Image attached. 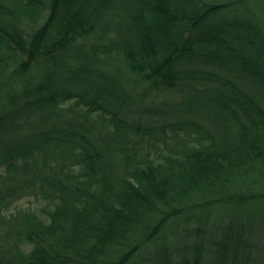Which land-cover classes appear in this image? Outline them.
I'll list each match as a JSON object with an SVG mask.
<instances>
[{"label": "trees", "instance_id": "16d2710c", "mask_svg": "<svg viewBox=\"0 0 264 264\" xmlns=\"http://www.w3.org/2000/svg\"><path fill=\"white\" fill-rule=\"evenodd\" d=\"M145 84L214 132L141 124ZM0 85V264H264V0H0Z\"/></svg>", "mask_w": 264, "mask_h": 264}, {"label": "rangeland", "instance_id": "374dc122", "mask_svg": "<svg viewBox=\"0 0 264 264\" xmlns=\"http://www.w3.org/2000/svg\"><path fill=\"white\" fill-rule=\"evenodd\" d=\"M123 78V76H121ZM198 85L200 82L197 81ZM1 86V85H0ZM3 87V84H2ZM136 92H139L142 97V110H138L135 117L141 120V124H148L156 127H161L162 125H171L172 123H176L177 120H192L199 125H202L203 128H208L210 131L215 129V120L219 117L215 115L213 112L209 111L207 108H204L203 105L188 99L189 89L183 88H174V89H166L162 87H150L148 85H144L142 87L136 86L134 89ZM134 91V92H135ZM144 108H149L148 111H144ZM225 123L229 126L227 131L223 134V136H227L228 131L230 130V124H232L231 120H225ZM171 127L165 126L163 130L167 134L166 142L168 144L175 145L176 138L174 139V132L171 131ZM176 133L180 135H184V130L181 127L176 128ZM190 140L195 139L197 133L193 128L188 129ZM214 132V131H213ZM210 133V132H209ZM183 137V136H182ZM159 145V153L165 154L168 152L167 147H165V143L163 141H157ZM191 145L196 144V142H189ZM44 201L34 199L31 196H26L19 199L15 206H20L24 208H33L40 209L44 205ZM217 214L214 213L212 218H214ZM170 233L172 234L173 229L169 228ZM182 233V232H181ZM183 235V234H182ZM168 244L167 249L172 250L173 258L178 259V254L185 248V243L191 241L192 237L188 240V238L183 236H176L172 234L168 236ZM147 252H143L140 256L148 258L151 256L152 258L156 257V251L151 245L148 247ZM139 257L137 256L135 260L137 261ZM258 264H261L258 263Z\"/></svg>", "mask_w": 264, "mask_h": 264}]
</instances>
